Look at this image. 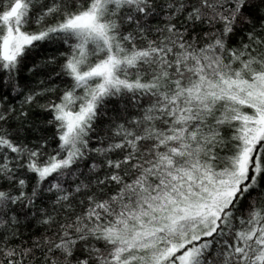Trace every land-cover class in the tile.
<instances>
[{"label": "snow or ice", "instance_id": "snow-or-ice-1", "mask_svg": "<svg viewBox=\"0 0 264 264\" xmlns=\"http://www.w3.org/2000/svg\"><path fill=\"white\" fill-rule=\"evenodd\" d=\"M0 264H264V0H0Z\"/></svg>", "mask_w": 264, "mask_h": 264}]
</instances>
